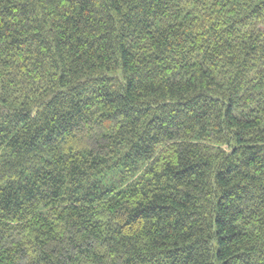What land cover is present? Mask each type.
<instances>
[{
    "label": "trees",
    "instance_id": "obj_1",
    "mask_svg": "<svg viewBox=\"0 0 264 264\" xmlns=\"http://www.w3.org/2000/svg\"><path fill=\"white\" fill-rule=\"evenodd\" d=\"M0 264H264V0H0Z\"/></svg>",
    "mask_w": 264,
    "mask_h": 264
}]
</instances>
